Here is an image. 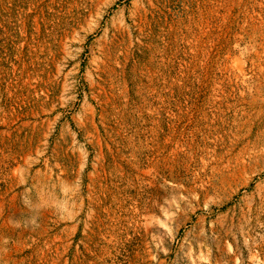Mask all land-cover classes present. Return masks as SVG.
I'll list each match as a JSON object with an SVG mask.
<instances>
[{
    "label": "rangeland",
    "instance_id": "374dc122",
    "mask_svg": "<svg viewBox=\"0 0 264 264\" xmlns=\"http://www.w3.org/2000/svg\"><path fill=\"white\" fill-rule=\"evenodd\" d=\"M0 264H264V0H0Z\"/></svg>",
    "mask_w": 264,
    "mask_h": 264
}]
</instances>
